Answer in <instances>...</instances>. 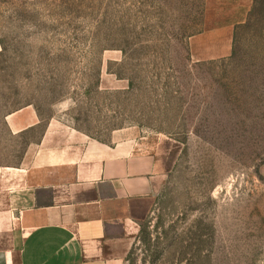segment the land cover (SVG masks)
<instances>
[{
    "label": "rangeland",
    "instance_id": "rangeland-1",
    "mask_svg": "<svg viewBox=\"0 0 264 264\" xmlns=\"http://www.w3.org/2000/svg\"><path fill=\"white\" fill-rule=\"evenodd\" d=\"M205 0H0V167L29 136L7 114L68 106L79 130L108 140L162 132L167 171L136 209L125 264H264V0L236 27L232 54L194 64Z\"/></svg>",
    "mask_w": 264,
    "mask_h": 264
},
{
    "label": "crops",
    "instance_id": "crops-1",
    "mask_svg": "<svg viewBox=\"0 0 264 264\" xmlns=\"http://www.w3.org/2000/svg\"><path fill=\"white\" fill-rule=\"evenodd\" d=\"M253 4L205 0L190 61L229 57ZM68 110L58 104L44 115L31 103L4 118L12 137L30 140L19 165L0 167V264H125L141 230L136 209L166 177L161 140L173 137L123 126L100 140L76 128Z\"/></svg>",
    "mask_w": 264,
    "mask_h": 264
}]
</instances>
